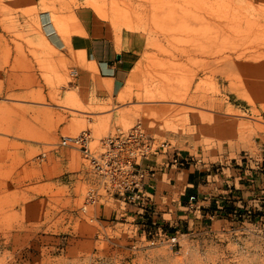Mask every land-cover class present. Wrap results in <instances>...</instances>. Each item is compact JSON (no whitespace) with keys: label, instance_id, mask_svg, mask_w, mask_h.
Segmentation results:
<instances>
[{"label":"rangeland","instance_id":"obj_1","mask_svg":"<svg viewBox=\"0 0 264 264\" xmlns=\"http://www.w3.org/2000/svg\"><path fill=\"white\" fill-rule=\"evenodd\" d=\"M57 1L0 0V264H264V0H99L118 39L125 28L146 38L112 87L83 50L68 57L44 40L43 10L64 36L75 27ZM139 120L171 143L167 159L192 164L163 175L159 191L173 196L160 210L179 207L201 166L218 184L206 209L181 208L187 220L158 216L159 235L104 191L87 204L98 176L58 147L83 130L97 145Z\"/></svg>","mask_w":264,"mask_h":264},{"label":"crops","instance_id":"obj_2","mask_svg":"<svg viewBox=\"0 0 264 264\" xmlns=\"http://www.w3.org/2000/svg\"><path fill=\"white\" fill-rule=\"evenodd\" d=\"M70 1L61 0L56 2L57 7L61 4L70 6L73 12H69V14L76 21L75 27L70 28L71 30L65 36L58 30L60 29V25L53 20L54 13L52 9L50 11L43 10L40 13L46 32H43L46 43L55 50H58V48L63 50L68 57L73 55L69 52V46L71 47V45L75 50H83L84 56L86 53L88 60L92 61L97 67L100 76L110 81V87H112V84L117 86L118 83L125 82L140 51L145 48L146 38L144 35L139 31L125 28L122 29L120 38L118 39L112 23L107 19L110 16L99 0H76L75 3H71ZM98 11L102 12L106 17L101 16ZM112 19L115 20L114 17ZM61 22L64 23L63 18ZM133 74L129 80L133 78ZM155 167L156 173L151 179L155 186L156 201L158 197L162 199V197L173 196V189H166L160 192L159 185L162 182L164 174L176 175L179 173L177 172L178 169L174 171V166L168 169L158 164ZM201 167L198 168V171L189 172L186 176V184L180 185L179 207L175 204V211H173L170 204V208H163L167 212H161V214L163 216L170 214L173 223H178L179 220H187V216H190V214L185 215L180 210L181 208H191L188 202L191 195L197 196L198 206H203V209L209 206V195L215 193L218 184L209 182L208 177L211 175L206 172L205 167L203 169ZM231 182L236 187L242 186L237 178H232ZM169 183L172 187L176 185L171 180Z\"/></svg>","mask_w":264,"mask_h":264},{"label":"built area","instance_id":"obj_3","mask_svg":"<svg viewBox=\"0 0 264 264\" xmlns=\"http://www.w3.org/2000/svg\"><path fill=\"white\" fill-rule=\"evenodd\" d=\"M94 137L90 131L83 130L78 134L62 135L58 147H68L80 151L88 162L90 169L99 178V185L92 187L86 197L87 204H96L104 196L103 192L129 206L127 210L134 216H139L143 221H149L157 229L156 234H161L165 224L158 221L162 216L159 204L155 198V186L151 177L155 176V165L146 164L157 155L164 154L166 160L160 165L164 168L176 167L183 169L190 166V160L179 152H173L171 159L170 149L172 145L163 141L157 145L154 135L148 132L142 121H137L128 130H119L93 144ZM176 150V149H175ZM159 165V164H158ZM191 208L197 202V196L189 197ZM126 211V212H127ZM173 245L179 241L177 235L169 238Z\"/></svg>","mask_w":264,"mask_h":264},{"label":"bare ground","instance_id":"obj_4","mask_svg":"<svg viewBox=\"0 0 264 264\" xmlns=\"http://www.w3.org/2000/svg\"><path fill=\"white\" fill-rule=\"evenodd\" d=\"M94 144V143H93ZM96 145V144H95Z\"/></svg>","mask_w":264,"mask_h":264}]
</instances>
